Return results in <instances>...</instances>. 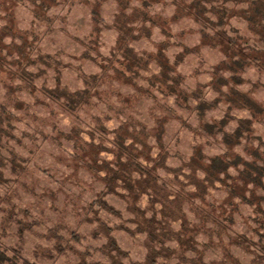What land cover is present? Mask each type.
I'll use <instances>...</instances> for the list:
<instances>
[{
  "label": "rangeland",
  "instance_id": "374dc122",
  "mask_svg": "<svg viewBox=\"0 0 264 264\" xmlns=\"http://www.w3.org/2000/svg\"><path fill=\"white\" fill-rule=\"evenodd\" d=\"M183 1L190 0H0V248L9 256L76 264L77 252L88 249V259L105 262L99 249L110 226L128 254L121 260L143 261L145 234L126 218L135 215L133 208L149 216L163 203L152 204L159 194L136 196L124 188L127 176L132 182L139 177L115 162L119 136L123 152L136 154L166 199L180 196L175 219L170 214L165 221L174 235L164 244L174 252L157 257L156 264H258L264 175L255 183L240 176L242 162L264 167V65L247 60L243 69L233 66L226 47L213 44L221 35L203 38ZM245 6H232L229 23L239 31L230 33L257 45L242 17ZM121 20L131 28L124 39ZM128 53L139 67L131 57L136 73L123 76L109 59ZM160 62L187 92L201 91L205 109L196 108V97L185 108L175 94L158 89L153 76L163 70ZM237 75L240 82L232 79ZM243 95L262 111L232 101ZM242 119L249 127L226 143L225 134ZM215 156L232 164L211 181L204 167ZM113 170L121 175L119 194L104 198L121 218L90 207ZM57 237L64 252L54 249ZM178 239L195 248L180 247ZM179 251L187 261L176 257Z\"/></svg>",
  "mask_w": 264,
  "mask_h": 264
},
{
  "label": "trees",
  "instance_id": "16d2710c",
  "mask_svg": "<svg viewBox=\"0 0 264 264\" xmlns=\"http://www.w3.org/2000/svg\"><path fill=\"white\" fill-rule=\"evenodd\" d=\"M179 2V1H178ZM240 2H245L246 6L242 8L243 18L248 24V29L253 32V34L256 36L253 40L254 43L257 45H251L249 41H251L246 36L244 37V41H240L242 37L238 36H231L230 32L237 33V28L231 26L229 23V19L233 16L231 13L233 11V5ZM182 8L186 11V14L193 18L194 21H196L199 24L200 31L203 38L211 39L212 37L220 36V39H217L213 44L216 45H223L225 48V55L226 56H233V66H237V69H243L246 65V61H255V62H261L264 65V0H190V1H183L182 2ZM92 14H96L98 16L97 11L93 10ZM122 15L125 18V12L122 13ZM142 15L145 16L144 13ZM120 17V14L118 15ZM146 17V16H145ZM148 20V18H146ZM120 21V19L118 20ZM122 21V20H121ZM212 29V32H208L206 29ZM131 28L126 24L121 22L119 26V31L121 32V39L126 38L127 35H130ZM211 33V34H210ZM220 34V35H219ZM237 46V48H236ZM124 58H114L109 59V65L110 68L117 72L118 74L125 75L126 73H132L135 69V67H139L137 64L138 59L133 56V54H120ZM145 55L149 58V54ZM131 57L136 62L135 65H131L130 62H132ZM133 63V62H132ZM162 69L160 70V74L158 76H153L156 78V81L153 83L158 86L159 90H162L165 92V94H172L176 95V99H179V102H177V105L184 106L185 108L188 105V99L189 97H196L198 100V103L196 105V108L201 110L205 109V107L208 105L207 101L202 96L201 91H191L187 92L182 86H181V79L179 76L169 73L171 71V68L167 66L166 63L160 62ZM134 64V63H133ZM106 70V69H105ZM98 76H96L97 78ZM240 76H233L232 79L235 82H240ZM91 78V77H89ZM95 78V77H94ZM165 87V88H163ZM86 91V90H85ZM68 96V95H67ZM66 96V98H67ZM175 99V100H176ZM72 101L70 98H67V104L70 105V102ZM232 101H235L239 105H244L250 107L252 111L261 112L262 107L253 99L250 97L243 95L242 99L236 100L233 99ZM186 104V105H185ZM250 121L247 119H242L239 122V125L237 128L233 131L232 134H225V139L229 140L226 143H229L234 136L238 137L242 135V132H244L249 127ZM208 127H213V124H208ZM116 143L119 146V149L116 151V159L115 162L119 165L120 169L122 171L128 172H136L139 178H134V182H132V177H128L130 180L129 184H123L124 188L133 195L138 196L140 192H146L149 194H159V197L153 196L152 198V204L155 202H162L163 205L159 209H155L153 207V211L149 216H146L143 214L142 210L139 208H133V212L135 215L133 217H128V219L131 222L135 223L134 231L138 233H144L146 238V245L148 248V253L146 254L143 261H133V260H127L126 262L122 261L121 257H128V254L126 251H124L120 245L116 242V239L111 236L110 230L111 227L108 226V229L104 230V234L106 236V242H104L100 246V251L107 256L108 261H101V260H95V259H88L87 256H90L91 253L88 249H85L82 252H77L79 254V259L76 264H108L110 259V264H156L157 263V257L164 256L169 257L170 253L174 252V250L168 246H165V240L171 239L174 233L172 232L170 226L167 224L168 220H172V217L170 214L173 215V218L175 219L180 206L178 199L180 196H177V198H172L170 200L166 199L164 192V187L159 189L157 187V184L155 183L157 180L156 176H152L150 172H148L147 168L144 166H141L138 163L137 156L134 157L136 154L131 151H125L122 142L119 140V136L116 137ZM230 144V143H229ZM255 156H258L257 152H253ZM124 156L126 159L123 161L121 157ZM131 157V159L129 158ZM237 162H234L236 164ZM244 166L245 171H241L240 177H246L248 182H258V179H260L261 175H264V167L258 166L255 161H245L242 162ZM232 164V163H231ZM229 162L224 161L221 159V157H212L208 161V164L204 167V172L209 180H218L217 175L220 173H224L228 170L229 166L231 165ZM117 174L119 177L121 175L118 173L117 170H113L112 172H108V176L105 178V191H102L101 194L95 198L92 202L91 206H94L100 210H103L111 215L122 217V213H120V210H118L113 204L109 203L105 198L106 193H114L118 195L119 193L116 190V178ZM123 175V174H122ZM125 177V176H122ZM126 178V177H125ZM209 181V182H211ZM155 183V184H154ZM157 189H155V188ZM137 189V190H134ZM161 191V192H160ZM151 194V195H152ZM124 197V196H121ZM92 208V207H91ZM160 217H157L158 214ZM157 215V216H156ZM122 229H128L127 226L124 227L123 225L120 226ZM99 230H102L101 221L98 226ZM264 235V232H262ZM94 237H98V235L93 234ZM62 238H56L54 242L55 246L54 249L56 252H64L66 247L63 244ZM76 241H80L81 238H74ZM177 243L180 247L183 248H195L194 245L189 241H182L180 239L177 240ZM155 244H158L156 246ZM262 254L258 255L254 261H256L258 264H264V245L260 247ZM11 250H15V248H11ZM176 257H178L181 261L185 262L187 261V257L183 254V252H175ZM0 264H38L37 262H30L27 259L22 258L20 255L17 256H9L5 251L0 248ZM235 264H239L238 262Z\"/></svg>",
  "mask_w": 264,
  "mask_h": 264
}]
</instances>
